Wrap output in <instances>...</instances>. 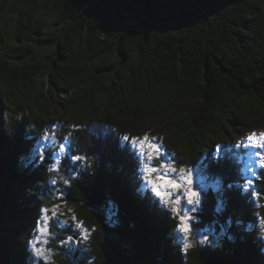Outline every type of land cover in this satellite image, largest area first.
<instances>
[{"label": "trees", "instance_id": "trees-1", "mask_svg": "<svg viewBox=\"0 0 264 264\" xmlns=\"http://www.w3.org/2000/svg\"><path fill=\"white\" fill-rule=\"evenodd\" d=\"M13 109L28 114L13 138L0 127V264H23L18 236L24 232L27 242L41 209L63 203L89 239L68 253L67 239L74 244L78 230L73 221L60 224L70 219L56 213L47 247L60 252L56 264H84V255L95 258L92 264H157V257H163L159 264H179V249L165 239L167 232L177 239L179 219L150 211L135 193L142 180L131 141L145 136L159 141L178 166H200L219 181L205 194L192 228L220 234L224 250L197 246L188 250L187 264L227 254L264 264L259 242L251 236L241 242L235 224L254 219L251 212L264 218V168L248 184L236 155L249 133L264 129V0H0V113ZM74 123L92 135L76 130L78 141L65 139ZM29 124L32 136L24 130ZM44 131L54 146L65 141L61 171L79 165L69 156L80 152L97 153L99 170L60 188V198L37 201L36 192L29 197L24 188L37 180L45 186L53 151L43 152L33 170L35 141ZM124 135L129 139L121 150ZM19 154L28 165L23 171ZM245 184L259 208L240 195ZM92 192L105 197L101 207L89 204ZM116 219L119 225L108 227ZM228 234L237 236L235 244Z\"/></svg>", "mask_w": 264, "mask_h": 264}, {"label": "clouds", "instance_id": "clouds-1", "mask_svg": "<svg viewBox=\"0 0 264 264\" xmlns=\"http://www.w3.org/2000/svg\"><path fill=\"white\" fill-rule=\"evenodd\" d=\"M27 114V111H16L15 109H13L12 112L0 113V127L3 128L4 132L9 138H13L15 136L17 128L19 127L18 122L22 121L24 116ZM9 124H11L12 127H9ZM34 128V125L29 124L24 128V130L26 133L32 136ZM53 128H55V126H53ZM106 129H108L111 134H115V129L111 128L110 126L106 127ZM76 130L86 131L89 133V135H92L91 130L85 124L74 123V127L71 125L69 126L68 135L65 137V139H68L70 141L75 139L76 141H78L79 137L73 136V132ZM260 131L261 133H264V129ZM127 137V135H124L123 138L119 140V149L125 150L127 148V145L124 143V141H127ZM41 139H48L47 131H44ZM133 146H135V144H133ZM218 150L219 145H217V151ZM36 152L39 153V161L33 165V170H35V168L39 166V163L43 161V146L41 145L38 149H36ZM59 152H66V146L64 144L60 145ZM69 159L72 161H80L81 163L71 171H61L60 162L58 160L55 164L51 165L46 170V174L44 175L45 186H40V180H37L34 186L25 187L24 193L29 197H33L32 191H35V199L37 201H43L46 198L51 199L53 197L60 198L62 195L59 191L60 188H63L64 186H71L73 182L83 179L85 173L88 177H94L98 173L99 158L97 153L95 152H92L90 154L88 152H80L75 155H70ZM149 159H151V155H149ZM16 160L17 164L21 166V171L28 167V165L24 163L25 156L23 154H19ZM262 163H264V161H262ZM140 179L143 180V183L138 184V186L136 187V195H138L141 200L147 202L150 211L154 209L157 212L164 213V208L150 195V193H154L152 190L153 185L152 183H150L151 180L144 179L143 176H141ZM248 184H251V181H248ZM248 184H245L244 186L239 188L240 195L245 199L246 203H250L252 205V208H259L260 205L252 199L251 194L247 190ZM46 187H48L49 190H46ZM232 187V184L228 185L229 189H231ZM53 188L55 189V192L51 190ZM108 202L110 205L114 204V201H112L111 199H109ZM18 203H22V201H18ZM251 216L254 217V219L244 220L242 218H237L235 220L236 226L241 229L239 240L241 242H244L247 237L251 236L253 242H259L257 244L259 255L264 256V218L260 217L259 212H251ZM231 220L232 217L230 216L228 218V222L231 223ZM106 222L107 221H104V226ZM119 223L120 220L116 219L112 223L108 224V227H117ZM129 227L134 228L135 224L129 223ZM199 233L200 232H196L194 234H185L180 240L173 239V237L168 232L165 234V239L168 241V246L173 249H179V264H187L188 250L196 248L197 246L201 248H208L211 251L224 250V238H213L210 234L200 235ZM106 235L107 233H105V236ZM71 239L72 237L69 236L68 240ZM18 240L24 246L23 264H40L41 260H43V264H56L55 257H57L59 253L57 252L55 247L48 248L46 256L40 257L37 255V252L39 250L36 249L35 245L33 244L32 238L25 242L24 232H21L18 236ZM226 240L232 244H235L237 242V236L235 234H228L226 236ZM81 259L84 261V264H92L95 258L84 255L81 257ZM156 259L157 264H159V261H161L163 257H157Z\"/></svg>", "mask_w": 264, "mask_h": 264}, {"label": "rangeland", "instance_id": "rangeland-1", "mask_svg": "<svg viewBox=\"0 0 264 264\" xmlns=\"http://www.w3.org/2000/svg\"><path fill=\"white\" fill-rule=\"evenodd\" d=\"M253 133H255V139L254 141H249L248 137ZM260 134L261 132L259 131L251 132L244 138L243 141L239 143L240 152L238 154L236 153V155L241 165H243L245 171V181L248 179V181L253 182L257 177V172L264 168V163H262V161H264V146H260V144H264V141H261ZM143 140L144 137L138 139L135 143V146H133L131 141L132 150L138 157V162L140 165V177L143 176L144 179H150L153 181H157L158 177H163L166 180H171L180 185L179 188H173L171 185L165 186L161 183L160 190L167 194V203L162 201L160 197L155 195V193H150L153 199L158 201L165 211H169L174 217L179 219L180 234L177 236V239H174L180 240L185 234L196 233L192 228V221L195 219V213L201 206L205 194L211 188L215 189L219 187V181L207 175L204 172V169L200 166L196 168H185L178 166L174 157L167 153L160 145V142H157L155 138L148 137V139L144 141L143 146H141L140 141ZM35 142L39 145L38 148L41 145L43 146V152L48 150L53 151L52 161H50L51 165L55 164L58 160L59 162L61 161L64 153H60L59 148L61 144L65 143V141H60L58 146H54L56 143L55 138L53 139L51 137L47 140L38 138ZM253 144H256V146H253ZM149 145H156L158 147L152 148L149 147ZM149 155H151V159H149ZM189 180H191V183H189ZM157 182L159 183V181ZM189 189L199 193L198 203L195 202V200L193 203H189ZM254 197L255 200L258 201V194L256 192L254 193ZM173 209H175V211H173ZM107 210L111 212L112 217H115V211L112 208H107ZM72 211L73 208L65 206L64 203L51 205L50 207L43 210L41 209L40 213L42 214L39 219L40 222L38 221L39 226H37L35 233L31 235L33 244L35 245L36 249L39 250L37 252L38 256L44 257L47 254L48 240L49 236H51V232H49V225L56 213L64 215L66 217L64 221H68V218L70 219L68 222H60V224L69 226L71 224L69 222L73 221L75 224V229L78 230V234L73 233V235L78 236L81 243L76 245L73 244L72 239H67L69 244L68 253L75 254L79 250L80 246L86 243V241L89 239L87 228L82 226V224L74 217H69L68 214L72 213ZM182 221L188 228L187 232L182 230ZM61 228H63V226ZM199 234H210L213 238H219L220 236V234L216 236L214 232L210 230L206 231V233L200 232ZM57 252L60 253L58 250Z\"/></svg>", "mask_w": 264, "mask_h": 264}, {"label": "snow or ice", "instance_id": "snow-or-ice-1", "mask_svg": "<svg viewBox=\"0 0 264 264\" xmlns=\"http://www.w3.org/2000/svg\"><path fill=\"white\" fill-rule=\"evenodd\" d=\"M260 138H261V141H264V133H261V134H260ZM128 139H129V137L126 138V140H128ZM147 139H148V137L145 136V137H144V140H143V141H140L141 146H143L144 141H146ZM248 139H249V141H254V139H255V133H253L251 136H249ZM132 143L135 144L136 141L133 140ZM253 146H256V144H253ZM260 146H264V144H260ZM149 147L156 148V147H158V146H156V145H149ZM257 155H258V153H257ZM157 181H159V183H158ZM157 181H153V180L150 181V183H152V185H153V189H152V190H153V192L155 193L156 196L160 197V199H161L162 201H164L165 203H167V201H166V195H167V194L164 193V192H162V191L160 190L161 183H162L163 185H165V186H167V185H171L173 188H179L180 185H179V184H176L175 182H173V181H171V180H166V179H164L163 177H158V178H157ZM189 183H191V180H189ZM188 197H189V203H193L194 200H195V202H197V203L199 202V199H198V197H199V193L196 192V191H193V190L189 189V190H188ZM173 211H175V209H173ZM182 230H183L184 232H187V231H188V228H187V226L183 223V221H182Z\"/></svg>", "mask_w": 264, "mask_h": 264}, {"label": "water", "instance_id": "water-1", "mask_svg": "<svg viewBox=\"0 0 264 264\" xmlns=\"http://www.w3.org/2000/svg\"><path fill=\"white\" fill-rule=\"evenodd\" d=\"M106 201L105 197L97 192L90 193L88 202L92 207H101ZM74 240H78L77 236H74ZM205 264H243V262L233 255L222 256H210L206 259Z\"/></svg>", "mask_w": 264, "mask_h": 264}, {"label": "flooded vegetation", "instance_id": "flooded-vegetation-1", "mask_svg": "<svg viewBox=\"0 0 264 264\" xmlns=\"http://www.w3.org/2000/svg\"><path fill=\"white\" fill-rule=\"evenodd\" d=\"M77 241L74 242V244H76Z\"/></svg>", "mask_w": 264, "mask_h": 264}]
</instances>
